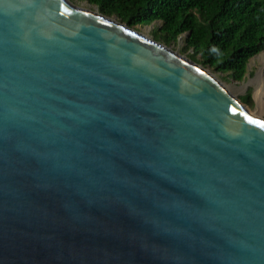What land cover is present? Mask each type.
<instances>
[{
	"label": "water",
	"instance_id": "obj_1",
	"mask_svg": "<svg viewBox=\"0 0 264 264\" xmlns=\"http://www.w3.org/2000/svg\"><path fill=\"white\" fill-rule=\"evenodd\" d=\"M261 124L95 6L0 0V264H264Z\"/></svg>",
	"mask_w": 264,
	"mask_h": 264
},
{
	"label": "trees",
	"instance_id": "obj_2",
	"mask_svg": "<svg viewBox=\"0 0 264 264\" xmlns=\"http://www.w3.org/2000/svg\"><path fill=\"white\" fill-rule=\"evenodd\" d=\"M77 1L131 28L160 22L152 36L163 45L185 34L181 51L189 60L235 82L264 49V0Z\"/></svg>",
	"mask_w": 264,
	"mask_h": 264
},
{
	"label": "rangeland",
	"instance_id": "obj_3",
	"mask_svg": "<svg viewBox=\"0 0 264 264\" xmlns=\"http://www.w3.org/2000/svg\"><path fill=\"white\" fill-rule=\"evenodd\" d=\"M74 5L92 11V6L88 5L86 2L77 1V0H68ZM114 18V17H111ZM115 19V18H114ZM160 26V22H153L148 26H136L132 29L146 37L153 39L152 31L157 29ZM185 38V34L180 35L177 40L173 43H169L168 46L170 50L178 53L187 58L186 54H183L181 49L183 47V40ZM154 40V39H153ZM155 41V40H154ZM159 42V41H156ZM160 43V42H159ZM199 65V64H198ZM201 66V65H200ZM202 67V66H201ZM204 68V67H203ZM211 75L221 79L222 81L230 84L234 88L240 90L245 93L247 90L250 91V97L255 98L264 106V49L259 52L257 55L248 59L245 65V72L243 78L239 82H235L230 80L226 75L216 73L214 71H210L205 68ZM255 84H259L261 86V91L259 94L255 93Z\"/></svg>",
	"mask_w": 264,
	"mask_h": 264
},
{
	"label": "bare ground",
	"instance_id": "obj_4",
	"mask_svg": "<svg viewBox=\"0 0 264 264\" xmlns=\"http://www.w3.org/2000/svg\"><path fill=\"white\" fill-rule=\"evenodd\" d=\"M255 93L259 94L261 91V86L259 84H255ZM255 99V98H254ZM256 100V99H255ZM258 101V100H257ZM259 102V101H258ZM260 103V102H259ZM262 104V103H261Z\"/></svg>",
	"mask_w": 264,
	"mask_h": 264
},
{
	"label": "snow or ice",
	"instance_id": "obj_5",
	"mask_svg": "<svg viewBox=\"0 0 264 264\" xmlns=\"http://www.w3.org/2000/svg\"><path fill=\"white\" fill-rule=\"evenodd\" d=\"M261 127H264V124H261Z\"/></svg>",
	"mask_w": 264,
	"mask_h": 264
}]
</instances>
